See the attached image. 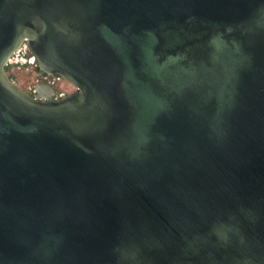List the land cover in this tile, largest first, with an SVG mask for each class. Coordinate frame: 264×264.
<instances>
[{
    "label": "water",
    "instance_id": "water-1",
    "mask_svg": "<svg viewBox=\"0 0 264 264\" xmlns=\"http://www.w3.org/2000/svg\"><path fill=\"white\" fill-rule=\"evenodd\" d=\"M0 264H264V0H0Z\"/></svg>",
    "mask_w": 264,
    "mask_h": 264
},
{
    "label": "rangeland",
    "instance_id": "rangeland-1",
    "mask_svg": "<svg viewBox=\"0 0 264 264\" xmlns=\"http://www.w3.org/2000/svg\"><path fill=\"white\" fill-rule=\"evenodd\" d=\"M33 59L34 55L30 47L27 43H24L20 49L13 54L11 61L5 67L10 78L25 91L29 92L36 87L37 84L45 83V81L39 77V65L37 61ZM57 85L59 88L61 86L64 87L65 93H70V90L73 89L70 82L65 80L58 81Z\"/></svg>",
    "mask_w": 264,
    "mask_h": 264
},
{
    "label": "flooded vegetation",
    "instance_id": "flooded-vegetation-1",
    "mask_svg": "<svg viewBox=\"0 0 264 264\" xmlns=\"http://www.w3.org/2000/svg\"><path fill=\"white\" fill-rule=\"evenodd\" d=\"M39 77L45 81V83H40L38 85H36V87H34L32 90L27 91L29 94H31L32 96H36L37 94H46V89H44L42 87L43 84H47V85H50L51 87H53V96L52 98L53 99H57V98H60L61 96L63 95H66L67 93H65V88L64 87H60L57 85V82L60 81V80H65L63 77L57 75V74H52V73H48V72H45V71H42L40 66H39ZM67 81V80H65ZM68 82V81H67ZM71 84V83H70ZM71 86L73 87L71 91L75 90V87L71 84Z\"/></svg>",
    "mask_w": 264,
    "mask_h": 264
},
{
    "label": "built area",
    "instance_id": "built-area-1",
    "mask_svg": "<svg viewBox=\"0 0 264 264\" xmlns=\"http://www.w3.org/2000/svg\"><path fill=\"white\" fill-rule=\"evenodd\" d=\"M34 59H35V57H34ZM34 59H33V60H34ZM35 60H36V59H35ZM35 60H34V61H35ZM10 61H11V59H10ZM10 61H9V62H10Z\"/></svg>",
    "mask_w": 264,
    "mask_h": 264
}]
</instances>
